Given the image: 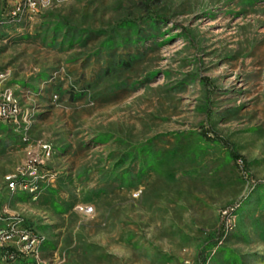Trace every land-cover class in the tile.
I'll list each match as a JSON object with an SVG mask.
<instances>
[{
    "label": "rangeland",
    "instance_id": "374dc122",
    "mask_svg": "<svg viewBox=\"0 0 264 264\" xmlns=\"http://www.w3.org/2000/svg\"><path fill=\"white\" fill-rule=\"evenodd\" d=\"M24 1L0 0V229L44 264H264V0Z\"/></svg>",
    "mask_w": 264,
    "mask_h": 264
},
{
    "label": "built area",
    "instance_id": "2783aa9c",
    "mask_svg": "<svg viewBox=\"0 0 264 264\" xmlns=\"http://www.w3.org/2000/svg\"><path fill=\"white\" fill-rule=\"evenodd\" d=\"M69 0H25L23 4L19 5L15 11L16 16H24L27 11L39 12L40 10L47 9L54 4L67 3ZM21 108L19 101L15 93L11 90L4 92L0 95V120L8 121L10 119H16L21 115ZM35 189V187H34ZM33 192V187L31 189ZM141 191H135L133 198L137 199L141 196ZM85 215H91L94 209L91 207H85L82 209ZM45 241L39 237H36L33 233L19 232L18 229L13 227H6L0 229V245L13 244L20 253L30 254L31 252L35 264H44L40 261L39 250ZM36 249V252H33Z\"/></svg>",
    "mask_w": 264,
    "mask_h": 264
},
{
    "label": "trees",
    "instance_id": "16d2710c",
    "mask_svg": "<svg viewBox=\"0 0 264 264\" xmlns=\"http://www.w3.org/2000/svg\"><path fill=\"white\" fill-rule=\"evenodd\" d=\"M232 159H239V156L232 155ZM0 264H35V260L28 254L20 253L16 247L0 248Z\"/></svg>",
    "mask_w": 264,
    "mask_h": 264
}]
</instances>
